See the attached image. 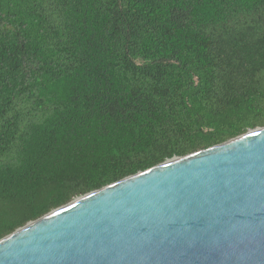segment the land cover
Returning <instances> with one entry per match:
<instances>
[{
	"label": "trees",
	"instance_id": "trees-1",
	"mask_svg": "<svg viewBox=\"0 0 264 264\" xmlns=\"http://www.w3.org/2000/svg\"><path fill=\"white\" fill-rule=\"evenodd\" d=\"M264 127V0H0V240Z\"/></svg>",
	"mask_w": 264,
	"mask_h": 264
},
{
	"label": "water",
	"instance_id": "water-1",
	"mask_svg": "<svg viewBox=\"0 0 264 264\" xmlns=\"http://www.w3.org/2000/svg\"><path fill=\"white\" fill-rule=\"evenodd\" d=\"M0 264H264V127L29 222Z\"/></svg>",
	"mask_w": 264,
	"mask_h": 264
}]
</instances>
